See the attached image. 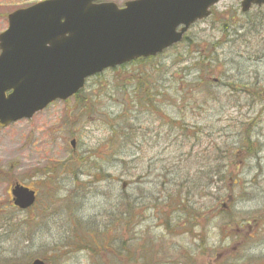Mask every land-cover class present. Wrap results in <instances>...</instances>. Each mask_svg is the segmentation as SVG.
I'll return each instance as SVG.
<instances>
[{
  "label": "rangeland",
  "instance_id": "1",
  "mask_svg": "<svg viewBox=\"0 0 264 264\" xmlns=\"http://www.w3.org/2000/svg\"><path fill=\"white\" fill-rule=\"evenodd\" d=\"M37 1L0 0V33L8 26L9 13ZM104 1L123 6L128 0ZM240 3H218L210 18L192 26L190 40L155 58L151 66L107 70L88 80L82 97L55 101L31 119L0 127V264H29L35 258L49 264H96L88 251H77L79 244L69 237L70 229L102 226L110 213L116 214L113 205H118L122 191L132 196L145 187L154 190L149 197L163 202V193L174 191L172 184L188 176V167L195 168L204 157L199 153L214 144L212 160L223 155L219 147L232 149L234 159L223 169L233 179L220 184L222 205L208 214L210 223L202 234L206 247L203 251L195 245L194 233L191 237L175 227L176 234L168 236L170 252L158 264H176L171 260L189 251L192 261L187 264H264V7L242 13ZM156 67H161L159 75L154 81L150 78L147 87L153 89V102L158 93L164 95L159 113L142 107L145 85L139 81L141 73H152ZM201 79L202 85L196 87L203 90L202 98L196 99L190 92L197 91L194 82ZM115 123L125 131L121 154L110 138ZM69 157L71 162L66 163ZM218 162L221 169L224 162ZM216 165L212 162L210 172L219 171ZM72 167L75 173L90 168L110 176L91 183L84 193L90 178L72 181ZM46 168L56 172L49 181H44ZM17 182L39 193L29 211L12 205L10 189ZM178 211L170 216L172 223L186 225ZM223 211L245 220V227L219 226ZM156 218V212L147 210L145 221L134 230L135 238L165 234L163 217ZM78 222L81 226H73ZM236 231L242 232L239 239L226 238ZM139 258L130 264H143Z\"/></svg>",
  "mask_w": 264,
  "mask_h": 264
},
{
  "label": "water",
  "instance_id": "2",
  "mask_svg": "<svg viewBox=\"0 0 264 264\" xmlns=\"http://www.w3.org/2000/svg\"><path fill=\"white\" fill-rule=\"evenodd\" d=\"M218 1L130 0L119 7L110 1L46 0L14 11L0 34V126L67 100L108 68L156 56L180 42ZM251 3L264 0H244L243 10ZM12 194L21 209L36 200V192L21 184Z\"/></svg>",
  "mask_w": 264,
  "mask_h": 264
},
{
  "label": "trees",
  "instance_id": "3",
  "mask_svg": "<svg viewBox=\"0 0 264 264\" xmlns=\"http://www.w3.org/2000/svg\"><path fill=\"white\" fill-rule=\"evenodd\" d=\"M185 40H190V38L188 37ZM154 59L155 58H141L134 61L132 64L144 65L149 62L151 63L152 61H154ZM150 63L149 66H151ZM125 66L118 68L121 69ZM118 68H114L112 70L116 72ZM156 68L158 71L154 70L152 71V73L148 71L141 73V78H139V81L141 80L140 83H143L145 85L142 90L143 95L141 100H144L142 107L150 108L151 106L152 111L159 113V111H163L162 98L164 95L163 93H158V104H156L157 100L153 102L154 95L152 94V87H147L149 85L148 81L150 80V78L154 81L156 80V75H159L161 67ZM200 85H202V79L199 82H194V87L197 91L190 92L191 96L195 97L196 99L202 98L201 96L203 90L197 88ZM83 91L84 90L80 91L75 96L76 99L82 97ZM136 100L139 101L138 97H136ZM138 105L139 102H137V106ZM116 125L117 123L112 125L110 138L113 146H115L116 148L120 147L121 154L124 144V140L121 139V136L125 134V131L123 126L122 129H119ZM129 131H131V133L134 132L132 125L130 126ZM184 131V133L186 134L189 133L186 129H184ZM215 145L216 144L211 145L206 149L204 148L202 150L203 153H199V156H202V154H204V157L202 159H199L200 161L194 165L195 168H193V166L191 165L188 167L190 170L189 171L187 169L188 176H186L182 181L172 184L174 191H165L166 194L163 193V196L165 197V199H163V202L158 203V197H156L157 200L156 198L149 197L154 192V190H149L148 192L145 191V187H142L141 191H138L132 196H128L126 194V191H122L119 195L118 205H113V208L116 209V214L114 215L113 212L110 213L107 221L102 222V226L96 224L93 225V227H90L88 225V228L81 229L72 227V229H70L71 235H69V237H71L74 242L79 244L77 246V251H88L92 258L96 261V264H124L125 262L130 264L132 261H135V257L137 255L140 256V258L137 260L140 263L142 262L143 264H158L159 262H163L165 259L161 258H163L164 255L170 252L168 246L171 243L168 242V240L172 237L168 236L176 234V232L174 231L175 227L181 228V233L188 232L190 236L191 233H194V237H191L194 240L198 241V243L195 245L200 248H203L204 251L206 247V237H202V234H206L207 227L209 225L208 223H210V220L208 219V214L214 212L216 210L214 208L222 205L221 201L224 198V194L222 193V189H219V187L222 188V185H225L230 179H233V176L228 172V170L223 169L225 167H228L230 165V162L234 159V153L232 149L230 147H219V150L220 152H223V155L212 160L210 159V157L212 156L211 152L215 154ZM246 148L247 152H250L252 150L250 145H248ZM211 149H213V151H210ZM219 159L224 162V166L221 167V169L220 163L218 162ZM81 161H85L87 163L90 162L85 158H81ZM65 162H71L70 157ZM212 162H214V164L217 163L216 166H218L219 171L210 172L206 170L212 166ZM87 163L85 165H87ZM47 170L48 171L44 172V181L51 180L53 178L52 176H54L56 173L54 171H50L49 169ZM69 173L73 176V178L71 179L72 181H79L80 176L90 178V181L86 183V185L88 186L86 188H83L84 193L88 192V190L90 189L89 186H92L91 183L102 181L104 180L103 178L105 176H110V174H105L100 169L97 172L91 171L90 168L88 170L83 169L81 171H78V173H75L72 167ZM83 185L84 184H79L78 187H81ZM185 186V190L177 188ZM128 187L130 188V186ZM211 190H214L215 193H212ZM161 193L162 192H160V194ZM69 195L72 196V193H70ZM159 197H161V195ZM147 210L151 211V214L153 213V215L156 212L157 218L159 216L161 220L163 217V223L165 225L163 227V230L165 234H162L159 237L149 236V238L147 239H136L134 235V230L139 224L146 220L145 218V220H142V217ZM177 210H179L178 212L181 211L180 213L184 216V221H186V225L184 223H182L181 225H179L178 223H172V214L177 212ZM160 214L162 216H160ZM205 217L207 221L204 223L203 221H205ZM88 219V221L97 222L94 218L89 217ZM238 219L239 218L234 213L223 211V219L221 221L222 223H220L219 226H235V228L243 229L245 227L243 223L246 221H239ZM23 223H29V220L23 221ZM23 223H19V225L22 226ZM73 226L79 227L81 225L80 222H78L75 224L73 223ZM195 231L201 234H196ZM241 235L242 232L239 234L238 231H236V233H234L233 235H228L226 238H232V240H234L235 238L239 239ZM198 252L201 251L198 250ZM208 252L214 253V251L210 250ZM187 253L193 254L190 251ZM187 253L181 255V257H179L178 259L171 261L176 264H187L189 263V261H192V258H190Z\"/></svg>",
  "mask_w": 264,
  "mask_h": 264
},
{
  "label": "flooded vegetation",
  "instance_id": "4",
  "mask_svg": "<svg viewBox=\"0 0 264 264\" xmlns=\"http://www.w3.org/2000/svg\"><path fill=\"white\" fill-rule=\"evenodd\" d=\"M263 7H264V5H263ZM253 8H256V7L252 6L251 9H253ZM251 9H250V10H251ZM257 9H258V11L262 10L261 8H257ZM250 10H249V11H250ZM249 11H248L247 13H249Z\"/></svg>",
  "mask_w": 264,
  "mask_h": 264
},
{
  "label": "bare ground",
  "instance_id": "5",
  "mask_svg": "<svg viewBox=\"0 0 264 264\" xmlns=\"http://www.w3.org/2000/svg\"><path fill=\"white\" fill-rule=\"evenodd\" d=\"M213 170V166L209 167L207 171H212Z\"/></svg>",
  "mask_w": 264,
  "mask_h": 264
}]
</instances>
